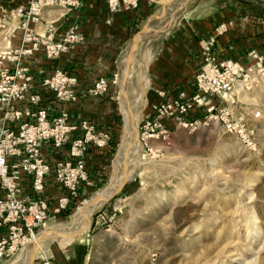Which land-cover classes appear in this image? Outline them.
Here are the masks:
<instances>
[{"label": "rangeland", "instance_id": "374dc122", "mask_svg": "<svg viewBox=\"0 0 264 264\" xmlns=\"http://www.w3.org/2000/svg\"><path fill=\"white\" fill-rule=\"evenodd\" d=\"M82 1L45 10H78ZM104 1L110 18L137 12L141 2L132 7L119 0L112 12ZM147 1L148 11L125 35L108 75L99 78L107 88L94 98H108L111 125L77 123L107 137L106 160L92 177L86 171L88 184L66 213L13 239L0 252V264H264V96L241 97L232 110L233 117L260 113L249 122L253 135L250 147H244L221 121L197 107L195 82L189 94L177 88L165 97L151 71L165 41L191 30L185 28L190 17L240 4L264 25V0ZM28 5L29 0L8 15L0 6V32L9 28L10 14L19 17ZM19 18L24 34L25 19ZM227 26L220 23L214 31L221 34ZM73 29L68 32L75 34ZM124 145L125 156L120 155ZM123 174L129 175L126 182L84 220L81 231L68 235L80 228L77 210Z\"/></svg>", "mask_w": 264, "mask_h": 264}, {"label": "built area", "instance_id": "2783aa9c", "mask_svg": "<svg viewBox=\"0 0 264 264\" xmlns=\"http://www.w3.org/2000/svg\"><path fill=\"white\" fill-rule=\"evenodd\" d=\"M76 2L29 0L25 13L18 15L25 19L22 46L12 54H0V64L3 60L14 63L11 70L0 69V112L3 115L0 128V229L7 230V237L0 239V252L13 239L32 234L44 222L69 210L72 202L80 197L81 188L88 184L84 161L88 147L93 145L102 149L108 144L107 137L97 135L93 127L72 123L67 111L58 109L54 115L50 113L42 104L41 96L31 92V78L23 64V59L35 52H43L46 59L56 60L82 41V37L72 30L57 38L56 28L50 23L46 25L44 35L28 28L39 22L45 9L73 6ZM123 2L136 7L137 0ZM107 3L112 12L120 5L119 0H107ZM217 35H220L218 31L198 40L200 65L194 78L198 94L193 100L197 107L205 108L209 119L221 121L226 132L238 137L242 146L250 147L253 129L249 122L259 118L260 113L251 111L233 117L232 110L241 97L264 96V54L249 51L240 60L219 58L215 52ZM76 84L74 77L55 71L41 85L52 92L54 101L63 105L78 100ZM106 88V80L98 79L84 94L101 96ZM23 103L27 104L23 111L15 110L16 105ZM184 107L180 109L186 110ZM77 131H81V135L74 137ZM47 148L55 157L64 151L62 158L54 159L53 167L43 155ZM52 172L55 182L65 193L57 199L50 213L41 194L45 179ZM24 179L29 180L35 198L25 193Z\"/></svg>", "mask_w": 264, "mask_h": 264}, {"label": "crops", "instance_id": "0c3cea01", "mask_svg": "<svg viewBox=\"0 0 264 264\" xmlns=\"http://www.w3.org/2000/svg\"><path fill=\"white\" fill-rule=\"evenodd\" d=\"M151 5L147 0H141L137 12L129 11L116 14L110 18L104 0H83L78 10H44L37 24H30L29 29L44 35L45 27L54 22L56 37L63 36L73 27L82 42L75 44L56 60H48L43 52H35L25 57L23 64L28 68L31 78V92L41 96V102L47 106L50 113L63 109L70 115V121L77 124L86 121L96 128L102 129L111 125L112 111L105 96L94 98L86 96L84 91L99 78L106 77L113 67L117 55L121 52L127 32L132 24L142 18ZM0 6L7 11L24 9L27 0H0ZM249 9L240 4L221 7L217 14L203 17H190L191 23L165 41L161 53L152 61L151 71L155 83L162 88L165 97L170 96L175 89H182L186 93L192 91L194 77L200 65L198 40L215 34L218 24H227L226 31L216 36L215 52L219 58L240 60L249 51L264 54V25L253 16ZM196 14V12L191 13ZM190 14V16H191ZM241 17V18H240ZM11 18V19H8ZM7 29L0 32V54L13 53L22 46L23 32L19 28V17L10 14L7 17ZM188 22V21H187ZM230 23V25H229ZM126 35V36H125ZM14 63L3 60L0 69L11 70ZM55 71H63L77 81L76 91L78 100L72 104H59L54 101L52 92L43 89L42 81ZM27 104H18L15 110L23 111ZM2 112H0V128L2 127ZM12 126V125H10ZM15 126V125H14ZM77 131L74 137H79ZM64 151L56 157H63ZM108 148L98 149L89 146L85 155V168L89 177L94 174V168L100 166L107 157ZM43 155L53 167L54 152L47 148ZM23 188L26 194L33 195L28 179H24ZM63 189L55 182L53 172L45 179L44 191L41 198L48 205L51 213L57 199L64 195ZM34 196V195H33ZM35 198V196H34ZM7 237L6 228L0 229V239Z\"/></svg>", "mask_w": 264, "mask_h": 264}, {"label": "bare ground", "instance_id": "6f19581e", "mask_svg": "<svg viewBox=\"0 0 264 264\" xmlns=\"http://www.w3.org/2000/svg\"><path fill=\"white\" fill-rule=\"evenodd\" d=\"M139 41V40H138ZM126 116V115H125ZM135 119V118H134ZM134 128H136V127H134ZM127 129V128H126ZM128 130V129H127ZM131 130H132V127H131ZM126 132H128V131H126ZM135 134V133H134ZM130 136V135H129ZM127 139V138H126ZM136 139V138H135ZM125 140V139H124ZM136 141V140H135ZM123 143H126L125 141L123 142ZM129 143V142H128ZM127 148H128V145H124L123 147H122V151H121V153H120V155L122 154L123 156H125L126 154H127ZM134 148V147H133ZM129 150V149H128ZM135 150H137L136 149V147H135ZM133 152H135V151H132V153ZM137 152V151H136ZM138 153V152H137ZM133 154H135V153H133ZM134 156V155H133ZM119 159V158H118ZM122 159V158H121ZM121 159H120V161H121ZM138 160V159H137ZM119 161V162H120ZM135 161V160H134ZM118 163V162H117ZM123 168H124V165H123ZM122 168V169H123ZM121 169V168H120ZM120 169H119V171H120ZM129 170V169H128ZM130 172H131V170H130ZM119 175H120V173H119ZM119 175H116L115 177H114V179H112V181H111V183H110V185H108L104 190H102V191H100L91 201H89V202H86L85 204H84V206L82 207V208H80V209H78L77 210V212H76V214L74 215V219H75V221H78V223H80V228L78 229V230H76L75 232H73L72 234H68V235H73V234H75L76 232H79V231H81L82 229H81V227L83 226V222H84V220L85 219H87V218H89L92 214H93V212L98 208V207H100L101 205H103V203L104 202H106L107 200H109L112 196H113V194H114V192H115V190H116V188H117V186L122 182V181H124L125 180V182H126V180L129 178V175L128 174H123L121 177L119 176ZM122 184V183H121ZM119 191V190H118ZM117 191V192H118ZM116 192V193H117ZM73 217V216H72ZM78 225V224H77ZM47 235V234H46ZM40 240V239H39ZM38 246V245H37ZM39 247V246H38Z\"/></svg>", "mask_w": 264, "mask_h": 264}]
</instances>
